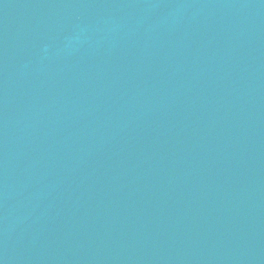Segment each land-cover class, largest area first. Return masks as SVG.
Wrapping results in <instances>:
<instances>
[{
    "label": "water",
    "instance_id": "1",
    "mask_svg": "<svg viewBox=\"0 0 264 264\" xmlns=\"http://www.w3.org/2000/svg\"><path fill=\"white\" fill-rule=\"evenodd\" d=\"M0 264H264V0H0Z\"/></svg>",
    "mask_w": 264,
    "mask_h": 264
}]
</instances>
